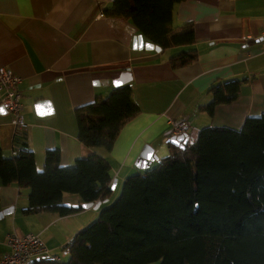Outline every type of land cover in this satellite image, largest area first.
<instances>
[{"label":"crops","instance_id":"1","mask_svg":"<svg viewBox=\"0 0 264 264\" xmlns=\"http://www.w3.org/2000/svg\"><path fill=\"white\" fill-rule=\"evenodd\" d=\"M113 1L0 0V68L21 79L26 124L20 133L0 104V150L9 158L26 148L38 172L48 151L59 152L61 167L99 156L110 165L111 197L127 177L147 170L140 168L145 148L156 159L149 168L171 155L165 139L173 123L188 122L184 134L191 145L204 127L239 130L246 118L264 114V0H184L175 5L173 28L192 25L197 53L194 63L179 70L170 68L168 58L182 48L145 50L149 42L131 22L103 15ZM232 79L247 80L236 100L216 106L212 115L204 112L211 100L208 89ZM116 84L130 85L139 113L121 128L110 150L84 148L74 109L107 96ZM27 195V189L0 186V258L9 251L7 235L15 231L39 236L50 257L66 261L64 246L105 205L65 217L25 214ZM63 203L84 202L68 195Z\"/></svg>","mask_w":264,"mask_h":264},{"label":"trees","instance_id":"2","mask_svg":"<svg viewBox=\"0 0 264 264\" xmlns=\"http://www.w3.org/2000/svg\"><path fill=\"white\" fill-rule=\"evenodd\" d=\"M183 1L114 0L103 15L131 22L160 52L182 48L168 58L179 70L197 60L192 25L173 28L174 6ZM246 82L212 85L202 110L212 115L233 102ZM138 113L130 85L114 87L74 109L78 141L110 150ZM169 147L170 156L127 177L108 206L112 176L101 157L61 167L59 152L48 151L38 172L26 148L9 158L0 150V186L27 189L25 214H74L80 208L65 206L68 195L105 204L64 246L66 261L48 256L33 264H264V114L246 118L239 130L204 127L195 143Z\"/></svg>","mask_w":264,"mask_h":264},{"label":"built area","instance_id":"3","mask_svg":"<svg viewBox=\"0 0 264 264\" xmlns=\"http://www.w3.org/2000/svg\"><path fill=\"white\" fill-rule=\"evenodd\" d=\"M20 81L21 79L6 67L0 68V104L11 116L14 127L23 133L26 131V124L21 115V94L18 91ZM171 126L172 130L165 142H168L172 136L184 134V131L189 128L186 120L175 122ZM6 244L9 251L2 255L0 264H30L36 259L49 256L45 242L34 234H21L14 231L7 235Z\"/></svg>","mask_w":264,"mask_h":264},{"label":"water","instance_id":"4","mask_svg":"<svg viewBox=\"0 0 264 264\" xmlns=\"http://www.w3.org/2000/svg\"><path fill=\"white\" fill-rule=\"evenodd\" d=\"M139 47L143 48L142 46V39L141 37H139ZM144 49L145 50H148V51H156V52H160V49L156 46H154L152 43H146L144 45ZM122 84H116L114 85L115 87L117 86H120ZM187 136L185 134H182V135H179V136H172L170 137L168 143L174 147H178V148H183L186 144H187ZM150 149V148H149ZM148 148H145L143 151V153L140 155V162H141V169L145 170V169H148L151 165V163L156 160L155 157L152 155V153H150L151 150H148ZM146 151V152H145ZM114 185H115V181L112 182V186H111V189L114 188ZM106 202V201H105ZM101 202H96V203H83V204H80L76 207H79L80 209H89V208H92L94 210H97L100 206ZM66 207H69L70 205L68 204H65ZM38 260H34L32 261L30 264H33L35 262H37Z\"/></svg>","mask_w":264,"mask_h":264},{"label":"rangeland","instance_id":"5","mask_svg":"<svg viewBox=\"0 0 264 264\" xmlns=\"http://www.w3.org/2000/svg\"><path fill=\"white\" fill-rule=\"evenodd\" d=\"M120 190H121V188H118V190L115 191V193L111 197L110 201L108 202L107 206L110 205V204H112L114 202V200L119 196Z\"/></svg>","mask_w":264,"mask_h":264},{"label":"snow or ice","instance_id":"6","mask_svg":"<svg viewBox=\"0 0 264 264\" xmlns=\"http://www.w3.org/2000/svg\"><path fill=\"white\" fill-rule=\"evenodd\" d=\"M3 111V109H0V112H2Z\"/></svg>","mask_w":264,"mask_h":264}]
</instances>
